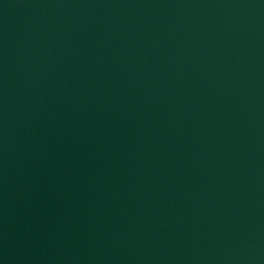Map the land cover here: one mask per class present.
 <instances>
[{"label": "water", "instance_id": "water-1", "mask_svg": "<svg viewBox=\"0 0 264 264\" xmlns=\"http://www.w3.org/2000/svg\"><path fill=\"white\" fill-rule=\"evenodd\" d=\"M0 264H264V0H0Z\"/></svg>", "mask_w": 264, "mask_h": 264}]
</instances>
